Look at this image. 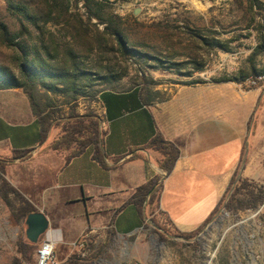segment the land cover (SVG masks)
Instances as JSON below:
<instances>
[{"label": "crops", "instance_id": "1", "mask_svg": "<svg viewBox=\"0 0 264 264\" xmlns=\"http://www.w3.org/2000/svg\"><path fill=\"white\" fill-rule=\"evenodd\" d=\"M96 109L104 166L93 160L91 148L66 161L64 153L50 149V133L40 142V125L23 90L0 89V164L10 162L9 175L5 174L11 186H24L28 202L47 217L51 228L45 240L54 245L74 246L85 231L95 239L97 250L103 245L104 250L111 248V238L126 239L127 244L131 238L138 241L150 215L147 209L140 214L125 203L137 187L155 176L162 182L156 216L180 233L205 226L233 177L232 187L246 181L264 190L263 86L241 88L231 82L139 85L103 91ZM158 133L179 150L168 176L158 167V154L144 149ZM41 158L56 167L52 184L48 178L41 179L47 172L45 165L40 172L30 166ZM32 184H42L36 195L30 193ZM28 196L42 198L41 207ZM243 225L245 234L255 228L251 220ZM236 227H229L226 234L230 242L235 239L239 252L227 254L230 245L210 243L209 249H217V263L236 260L245 264L246 246L237 242ZM172 240L195 246L197 252L192 251L185 261L154 259L150 264H199L203 260L201 240L176 236Z\"/></svg>", "mask_w": 264, "mask_h": 264}, {"label": "trees", "instance_id": "2", "mask_svg": "<svg viewBox=\"0 0 264 264\" xmlns=\"http://www.w3.org/2000/svg\"><path fill=\"white\" fill-rule=\"evenodd\" d=\"M247 1L251 14L254 7L264 10V3L260 0ZM5 3L6 11L15 18L18 26L17 32H12L0 21V43L15 54L12 67L0 65V89L23 90L40 125V142L48 138L52 129H59L57 137L50 142L49 147L56 152H69L65 157L66 161L91 148L93 160L104 166L99 118L92 113L76 114L75 103L79 98H97L103 91L116 88L125 77V72L113 62L116 55L143 63L152 60L156 63L155 67L176 72L188 66L195 71L201 68L196 58L171 62L138 51L128 41L122 29V18L113 13L108 0H5ZM79 4L84 9V14L78 12ZM72 5L74 11L71 10ZM47 25L59 28L60 39L45 29ZM260 28L264 29L262 25ZM197 35L200 36L199 33ZM215 35L208 31L207 36L200 37L201 44L208 49L220 48L227 51V43L221 42ZM262 54L264 34L261 36L260 32L255 53L248 58L249 74L254 77L264 76V69L259 70L254 65L257 57ZM89 56H95L93 62H88ZM244 77L241 71L238 76L216 82L239 83ZM194 83L197 82L187 84ZM50 94L63 99L62 102L70 106L68 117L62 118L60 108L57 109L62 104L57 105L49 98ZM144 149L158 154L157 164L165 172V176L172 172L179 157V150L173 143L158 133ZM233 183L234 177L206 223L222 205L232 214H236L240 210H254L264 202L263 189L246 181H239L232 187ZM231 189L232 192L227 198ZM161 190L162 182L155 176L137 187L125 204H132L140 214L147 209L150 220L163 231L158 232L161 239H165L164 233L184 239L194 238L202 228L197 232L180 233L169 228L164 220L162 224L157 218ZM0 199L11 211V218L16 224L25 221L27 215L37 211L33 204L25 200L5 180L1 181ZM15 202H18V206ZM35 247L36 245L28 241L18 240V255L11 264L30 263ZM57 264H87V261L71 254Z\"/></svg>", "mask_w": 264, "mask_h": 264}, {"label": "rangeland", "instance_id": "3", "mask_svg": "<svg viewBox=\"0 0 264 264\" xmlns=\"http://www.w3.org/2000/svg\"><path fill=\"white\" fill-rule=\"evenodd\" d=\"M260 1L264 3V0ZM108 2L113 13L122 18L123 32L130 44L138 51L171 62H182L196 58L201 64V68L198 71L188 66L186 69L176 72L168 68L155 67L156 63L152 60L148 61V63H143L135 59L126 60L116 55L113 62L116 67L125 72V77L113 89L124 90L137 84L154 88L158 85L173 83H214L224 78L238 76V72L241 71L245 75L244 79L239 83L230 81L231 83L239 85L241 88L264 87V76H261V79H255L256 77L249 74L248 61V58L255 53V46L259 44L260 32L261 36L264 34V29L260 28L261 25L264 27V10L254 7L253 14H251L248 11L249 4L247 0H108ZM77 8L80 14H84L81 4ZM71 10H75L73 5ZM0 21L5 23L10 31L17 32L18 24L15 18L6 11L5 0H0ZM45 29L55 34L57 39H60L59 28L47 25ZM99 29H102V26H99ZM208 31L216 34V38L221 42L227 43L228 50L220 48L208 49L202 45L200 37L207 36ZM198 33L200 34L199 37ZM14 55L12 50L0 43V65L12 67ZM94 59L95 56H89L88 62H93ZM254 65L259 70L264 69V54L257 57ZM253 81L255 82L254 85L252 84ZM219 86L230 87L229 84H220ZM48 96L57 105L62 104L57 107V109L60 108L62 118L68 117L71 112L70 106L64 104L61 98L54 97L51 94ZM96 99L91 97L79 98L75 103V113L78 115L92 113L98 116ZM58 133L59 129L50 131V142L57 137ZM61 153H64L65 157L69 154L67 151ZM41 159L45 160L44 158ZM43 160L37 161L36 164H30V166L34 165L40 172L42 171L41 165H45L47 172L41 179L48 178V182L52 184L56 167L52 162ZM8 164H0V186L2 180L9 183L6 177V174L9 175ZM9 185L11 186L10 183ZM41 187L42 184L40 186H31V195L38 194L37 190L41 189ZM15 189L27 200L24 194L26 192L24 186H19ZM231 192L232 189L227 198ZM28 197L37 207H41L42 198H38L39 196ZM15 204L18 206V202H15ZM262 206V213L255 219V222H252L256 226L255 231L258 238V240L255 238L253 243L254 248H257L258 264H264V254L261 249L264 246L260 244L264 242V202L256 209ZM249 210L253 211V209L240 210L242 213L240 216L247 215ZM238 212L232 214L223 205L220 206L209 222L208 236L205 240L200 241V248L203 247L205 249L210 246V243L219 242L222 232H224L222 245L224 242L226 247L230 245V249L225 250L227 254L230 251H233V253L239 252L238 245L236 248L234 243L235 239L230 242L229 233L226 234L229 227L238 225L236 227L238 228L236 233L238 239L236 240L237 242L240 240V243L244 245V240L240 237V233H244L246 230H244L243 224H239L241 217ZM159 220L164 224L162 219L159 218ZM49 228H51L50 223ZM25 229L24 220L16 224L11 218V211L0 199V264H11L12 260L18 255V240L27 241ZM158 232L163 233L150 220L149 223L144 224V236L138 241L136 238H131L129 239V244H127L125 242L126 239L117 240L111 238L108 244L112 247L105 250L103 249L104 245L100 250H97L95 248V239H91L89 235V239L83 248L75 245L68 247L55 245V260L60 262L69 255L76 254L80 258L85 259L87 264H150L154 259L159 263L163 259H165L164 261L170 259L173 261L177 258V260L185 261L187 256H192V251L197 252L195 246L187 247L185 242L173 241L172 238L174 236L172 237V235L169 236V234L164 233L165 239H161ZM249 233L246 234L248 235ZM245 237L247 236L245 235ZM81 238H78L77 244L81 241ZM45 239L46 236H42L39 239L28 264H36V251ZM123 242L125 244H122ZM201 251L200 249L199 252ZM227 254L224 255L227 256ZM247 260V257L244 258V261Z\"/></svg>", "mask_w": 264, "mask_h": 264}, {"label": "built area", "instance_id": "4", "mask_svg": "<svg viewBox=\"0 0 264 264\" xmlns=\"http://www.w3.org/2000/svg\"><path fill=\"white\" fill-rule=\"evenodd\" d=\"M262 77H256L255 79H261ZM252 84L254 85L255 82L253 81ZM254 88V87H253ZM262 208L256 209V210H249L247 211V217L240 219L239 224H243L244 222H247L251 220V222H255L254 220L259 217V215L262 213ZM227 216V214H226ZM211 221V220H210ZM209 221V222H210ZM209 222L205 224V226L197 233V235L192 238V240H201L200 238H204L207 235V231L209 229L208 225ZM255 228L250 232V234H243L240 233V237L244 240V247L246 246V253L245 256H247L248 260L245 262V264H258V256H257V248H254V239L258 240L257 238V232L255 231ZM89 232L86 231L82 234L81 241L75 246L83 248L85 243L89 239ZM245 235L247 237H245ZM184 239V238H182ZM223 237L220 238L219 241L222 242ZM262 246H264V242L260 243ZM243 245V244H242ZM54 248L55 245L52 241L50 240H44L41 242L39 248L36 251V264H57L55 260V255H54ZM207 249V250H206ZM251 249V250H250ZM263 250L264 254V248H261ZM202 252L204 253V256L202 257V261L199 262V264H220L216 262V257H217V249L215 248H201ZM264 258V256H263ZM132 264H138V263H132ZM230 264H243L240 263L236 260L230 262Z\"/></svg>", "mask_w": 264, "mask_h": 264}, {"label": "water", "instance_id": "5", "mask_svg": "<svg viewBox=\"0 0 264 264\" xmlns=\"http://www.w3.org/2000/svg\"><path fill=\"white\" fill-rule=\"evenodd\" d=\"M24 224L26 227L25 238L32 245H36L39 239L42 236H46L49 231V221L40 211L32 212L27 215Z\"/></svg>", "mask_w": 264, "mask_h": 264}]
</instances>
